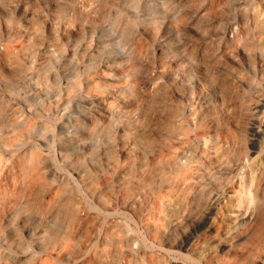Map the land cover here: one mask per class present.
<instances>
[{
  "label": "clouds",
  "instance_id": "obj_1",
  "mask_svg": "<svg viewBox=\"0 0 264 264\" xmlns=\"http://www.w3.org/2000/svg\"><path fill=\"white\" fill-rule=\"evenodd\" d=\"M0 53V264H264V0H0Z\"/></svg>",
  "mask_w": 264,
  "mask_h": 264
},
{
  "label": "bare ground",
  "instance_id": "obj_2",
  "mask_svg": "<svg viewBox=\"0 0 264 264\" xmlns=\"http://www.w3.org/2000/svg\"><path fill=\"white\" fill-rule=\"evenodd\" d=\"M24 7H25L24 4L19 3V5H18V7L16 9L19 10V12H22ZM41 7H42V5H41ZM30 16H31V11L29 12V17ZM21 23H22V25H23L24 28H27L28 27V25H27L26 22H23L22 21ZM17 36H26L27 39L19 38V44H16L15 43V40H14L13 53L16 54V55H18V49L20 48V45H26L27 42H28V39H29L28 35H26L23 31H20L18 34L17 33H14L15 39H17ZM11 56H12V54L0 53V58H4L5 59V62H7V59L11 58ZM6 71H7V69H6ZM28 99H29V102L32 101V98L31 97H29ZM16 106H19L21 108V110H22V112L24 113L25 116L28 115V113L26 112L25 106L20 101H17V104L16 105H13V107H16ZM5 134L8 135L10 133L5 132Z\"/></svg>",
  "mask_w": 264,
  "mask_h": 264
},
{
  "label": "rangeland",
  "instance_id": "obj_3",
  "mask_svg": "<svg viewBox=\"0 0 264 264\" xmlns=\"http://www.w3.org/2000/svg\"><path fill=\"white\" fill-rule=\"evenodd\" d=\"M22 4H23V3H22ZM16 12H17V14H18V13H19V10L16 9ZM12 19H13V21H15V20H16V16H13ZM19 38L27 39L26 36H17V39H18V40H19Z\"/></svg>",
  "mask_w": 264,
  "mask_h": 264
}]
</instances>
